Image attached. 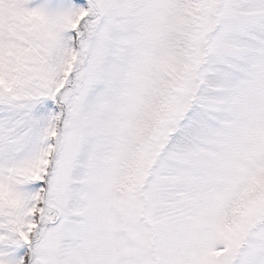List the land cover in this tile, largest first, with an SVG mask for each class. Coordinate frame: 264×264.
Masks as SVG:
<instances>
[{
	"label": "snow or ice",
	"instance_id": "1",
	"mask_svg": "<svg viewBox=\"0 0 264 264\" xmlns=\"http://www.w3.org/2000/svg\"><path fill=\"white\" fill-rule=\"evenodd\" d=\"M0 264H264V0H0Z\"/></svg>",
	"mask_w": 264,
	"mask_h": 264
}]
</instances>
